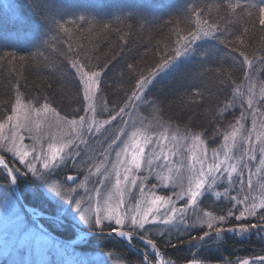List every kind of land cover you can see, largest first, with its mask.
<instances>
[{
  "label": "trees",
  "instance_id": "1",
  "mask_svg": "<svg viewBox=\"0 0 264 264\" xmlns=\"http://www.w3.org/2000/svg\"><path fill=\"white\" fill-rule=\"evenodd\" d=\"M11 1L16 13L13 16L0 2V122L16 99L47 104L64 116L79 114L83 106L80 76L72 66V61H78L86 66L85 71L100 72L98 95L107 107L130 102L137 83L150 76L142 97L148 107L142 114L213 140L232 124L228 104L250 70L264 82V31L259 24L264 0ZM231 4L238 7L233 10ZM197 32V38H202L191 42ZM185 40L188 49L193 44L190 57L161 70L158 66L169 61ZM58 172L56 178L62 179ZM9 184L0 167V185L8 188ZM17 185L27 204L55 214L38 181L18 178ZM224 210L219 209L218 214L225 216ZM260 216H264V209L242 221L249 226L263 223L255 228L259 234H229L224 228L235 223L233 217L208 230L199 228L180 235L139 234L176 264L190 260L228 264L236 258L264 254V221ZM53 220L39 219L57 235L55 238L72 240L73 229L56 220L60 228H55ZM216 228L224 230L217 242ZM87 240L64 242L70 260L69 252L58 260L51 251L46 254L52 260L42 262L34 258L32 248L28 252L21 248L0 253V264H90L80 259L89 252L106 256V264H145L114 236H91ZM131 240L143 247L136 238Z\"/></svg>",
  "mask_w": 264,
  "mask_h": 264
},
{
  "label": "rangeland",
  "instance_id": "2",
  "mask_svg": "<svg viewBox=\"0 0 264 264\" xmlns=\"http://www.w3.org/2000/svg\"><path fill=\"white\" fill-rule=\"evenodd\" d=\"M0 2L10 12V16L16 14L13 10L15 6L11 0H0ZM200 38L202 36L195 41ZM186 45V40L183 41V44L179 43L176 49H180L181 55L176 56L175 50L165 68L190 57L193 44L190 43L189 49L185 51ZM256 74L255 70L252 73L250 70V73L240 84L228 104V117H230L229 120L232 121V124L218 138L213 140H204L201 134L177 130L142 114V109L148 107L143 103L142 97L144 90L150 83V76L144 78L148 80V83L143 90L137 89L136 91L141 99H132L127 102L128 108L123 116H117V113L125 104L119 107H107L104 100L98 95V82L96 93L92 98L95 111H86L87 103L84 100V87L80 80L83 106L79 114L74 113L71 116H64L49 106L48 111H45V104L35 105L31 102L16 99L10 113L0 122V155L5 156L11 169L15 170L13 173L16 180L18 178H30L38 181L41 193L52 203L55 215L78 227L89 230L115 228L132 232L131 215H136L138 211L142 213L151 207L161 218L153 220V214L149 212V222L145 225V228L135 229L133 235L129 238H136L143 246L144 252L152 255L155 264H176L170 259H165L156 248L153 249L152 244L142 239L145 236L139 233L143 231L147 234L180 235L199 228L208 230L211 228H208L207 225H201L197 221L205 218V213L217 217L221 216L223 214H218V211L225 208L224 215L226 219L233 217L236 223L230 225V227L226 226L225 231L240 236H245L250 232L259 234L252 227L253 224L252 226L242 225L245 223L242 221L250 215L246 214L241 220H236V216L244 211L246 206L250 207L253 203L258 205L261 199H264V187H262L264 186V165L260 164V160H264V154L260 152V145L264 143V133L258 135V133L264 132V125L261 123V121H264V115H261L264 113V97L260 94L264 82L258 81ZM250 87L252 88L251 93L249 92ZM250 97L254 100L251 107L247 103ZM57 117L61 121L80 120L81 117H86L89 118L87 119L88 124L94 125L96 120L97 124L101 120H108L109 124L104 125L100 132H96L95 126L89 132L85 126L80 129L78 134L72 132L70 127L58 124ZM253 120L256 121L255 127ZM120 129H123V131H120ZM234 129L236 130V136L232 137L231 134ZM137 131L142 133L137 137L136 145L141 147V153H138L141 161L139 169H136L131 163L134 152H136L131 146V138L132 133ZM144 135L151 137L150 142L147 144L144 143ZM226 135L230 137L227 141L225 140ZM117 136L120 139L112 144V140ZM173 136L176 137L175 140L172 139ZM197 136L199 137L198 140L196 139ZM68 139L73 140V149L79 150L81 155L76 157L75 161L67 160L65 166L57 165L54 168L45 169L43 167L44 161L39 157L46 155L49 158H54L55 152L62 143H67ZM110 144L112 147L109 149ZM126 145L127 152L122 153L121 160L128 161V164L120 167L121 174L119 176L122 189L125 191L123 192V202L117 211L123 215H129V219L123 225H116L114 220H103L102 224L97 226L95 224L97 215L103 217L104 210L109 205L115 206V203L120 199L114 196L117 175L113 166L117 164L116 153L124 149ZM9 148H12L13 151H8ZM161 149H163L164 154H167V160L164 159L163 154L159 155V158L150 155L160 154ZM17 150L29 153L25 160L31 161L36 166V174L29 172L27 167L20 163L18 157L14 155ZM66 152L67 149H65ZM225 153L229 157L227 160H225ZM34 156L37 159H33ZM150 158L153 160L152 164L148 163ZM221 161L224 163L221 164ZM52 163L55 164L56 162L52 161ZM74 163L76 167L73 166ZM101 164L103 167H100L97 171V166ZM216 164H220L217 173L220 179L209 189L207 184L210 178L205 177L204 187L199 190V194L195 198H191L189 194V176L192 175V172L189 169H193L198 174L201 169L207 172L210 166ZM226 165L235 166L236 168L231 178L223 171ZM125 166L130 169L127 173L123 171ZM0 167L6 174L4 166L0 165ZM57 172L63 174L62 179L56 178L55 174ZM157 174L167 175L169 180L161 182L157 178ZM125 175L128 176L127 180L124 179ZM69 176H76V178L68 181ZM133 179H135V183H132ZM50 183L60 185L63 190L62 196L57 197L49 192L48 185ZM10 189V184L8 188L0 185V253L9 250L17 251L21 248L28 252L32 248L34 258L41 259L42 262L52 260L46 254L51 251L53 257L58 260L69 252L68 257L70 260L68 242L64 241L67 243L65 244L59 238H51L53 236L40 229L41 222L37 218L24 214ZM192 190H196L194 184ZM225 191H227V196L224 195ZM216 193H220V196H217ZM156 196H160L162 199L153 205L151 201ZM233 197H237L241 202L237 203V200L232 199ZM165 200L169 203H164ZM77 201L80 204L79 209L77 208ZM172 207L180 209L182 212L173 213ZM97 208L101 209L99 213L96 212ZM166 209L169 215L175 216L174 221L167 224L164 222L166 218L163 217ZM260 209L257 207L255 212L257 213ZM81 212L89 214L90 219L87 221L82 220L80 218ZM225 221H217L214 227L224 224ZM260 224L263 223H254V225ZM52 225L55 228H60V224L57 222L52 223ZM241 227L247 228V231H239ZM228 229H236L237 231H228ZM224 230L222 229L221 233ZM221 233L216 234V242L219 241ZM261 234L264 236V230ZM75 238H77L76 233L73 239ZM69 241V243H84L88 240L87 238H78ZM105 257L97 252H89L86 257L80 259L90 264H106L109 259L105 260ZM242 258L244 257L236 258L228 264H235Z\"/></svg>",
  "mask_w": 264,
  "mask_h": 264
},
{
  "label": "snow or ice",
  "instance_id": "3",
  "mask_svg": "<svg viewBox=\"0 0 264 264\" xmlns=\"http://www.w3.org/2000/svg\"><path fill=\"white\" fill-rule=\"evenodd\" d=\"M229 7L233 10H235L238 6L236 4H231L229 5ZM264 11V10H262ZM199 23V22H198ZM259 24L261 25V30L264 31V15H260L259 16ZM65 31H67V29H65ZM199 35V32L195 33L192 35L191 37V40L197 38V36ZM204 35H208V32H205ZM188 50V46L186 45L185 46V51ZM244 53L242 52V55ZM181 55V51L180 49H176V56H180ZM245 61L246 63H251L250 61L247 60V56H245ZM168 64V61L166 60L164 64H161L159 65L158 67L163 70ZM72 66L74 68H76V71L79 73V76H80V80H81V83L84 87V100L85 102L87 103V108H86V111H95V106L92 102V98L93 96L95 95L96 93V84L97 82L99 81V78H100V72L98 71H85L84 68L86 66L84 65H81L78 61H72ZM132 66L129 65V68H131ZM148 83V80L147 79H143L141 81H139L137 83V89L139 90H143L144 86ZM249 92L251 93L252 92V88L250 87L249 88ZM260 94L262 97H264V86L261 87V90H260ZM130 101L132 99H136V100H140L141 97L137 94V92H133L132 93V96L128 98ZM247 103L249 104V106H253L254 104V100L253 98H249ZM227 107V105L225 106ZM128 108V104H125L124 107L120 108L119 112L117 113V116H123L126 109ZM44 110L45 111H48V105L45 104L44 105ZM107 110V109H105ZM15 111V109H14ZM224 109H221V112H223ZM261 115H264V113H262ZM87 119L89 118H86V117H81L80 120H67V121H61L59 119V117H57V123L58 124H63L65 127H70L71 131L74 132V133H78L80 132V129L84 128L85 126L87 127L88 131H92L93 129V126H95V130L96 132H100L101 128L104 126V125H107L109 124V121L108 120H101L99 122V124H97V120L94 121V125L93 124H88L87 123ZM113 119H115V117H113ZM262 125H264V121H261ZM253 125L255 127L256 125V121L253 120ZM120 131H123V129H120ZM264 132H261V133H258L259 134H262ZM142 135V133H140L139 131L137 132H134L132 133V148L136 150V152H134V155L132 157V161L131 163L135 166L136 169H139L140 166H141V161L138 157V153H141L140 152V145L139 146H136L137 145V137ZM232 137H235L236 136V130L234 129L233 133L231 134ZM230 137L229 136H225V140L227 141ZM120 137L117 136L115 139L112 140V144H115L117 140H119ZM166 139V137H165ZM173 140L176 139L175 136L172 137ZM196 139L198 140L199 137L197 136ZM151 140V137L147 136V135H144V143H149ZM159 142V141H158ZM73 140L72 139H68L67 140V143H62L61 146L58 148V150L55 152V156L54 158H49L48 156L46 155H42L41 157H39L40 159H43L44 163H43V167L45 169H49V168H54L56 167L57 165L59 166H65L66 163H67V160H73L75 161V158L76 157H79L81 155L80 151L79 150H74L72 145H73ZM112 147V145L110 144L109 145V149ZM143 148V147H142ZM65 149H67V152L65 153ZM8 151H13L12 148H9ZM123 152H127V145L125 146L124 149H122L121 151L117 152L116 153V156H117V164L114 165V170H116V175H117V181H116V185L114 187V196L116 197H119V201H117L115 203V206H112V205H109L105 210H104V215L103 217L97 215V218L95 220V224L97 226H100L102 224V221L103 220H109V221H112L114 220L115 221V224L116 225H123L125 224V222L129 219V215H123L121 214L119 211H117V209H119L121 203L123 202V192L125 191L124 189H122V186H121V181L119 179V176H120V167L122 165H127L128 164V161H123L121 160V155ZM260 152L261 154H264V143H261L260 145ZM63 153V155H61ZM28 152L27 151H20V150H17L14 152V155L16 157H18L19 161L21 164H24L28 171L33 173V174H36V166L31 162V161H26L25 160V157L28 156ZM163 154L164 156V159L167 160V154H164L163 153V149H161V153L160 154H150V155H154L155 158H159V155ZM33 159H37V157H33ZM229 159V157L227 156V153H225V160ZM52 161H55L56 163L53 164ZM153 160L152 158H150L148 160V163L149 164H152ZM221 164H223L224 162L221 161L220 162ZM260 164L261 165H264V160H260ZM0 165H3L5 168L8 167L6 161L0 157ZM74 167H76V164L74 163L73 164ZM100 167H103V165H99L97 166V171H99V168ZM166 167V166H165ZM220 169V164H216V165H212L209 167V170L207 172L203 171V169H201V171L197 174L194 172L193 169H189L190 172H192V175L189 176V194H190V197L191 198H195L198 194H199V190L204 187L205 185V177H208L210 178V180L208 181V188L211 189L212 186L220 179V176L217 174L218 171ZM15 170H11V172H14ZM123 171L125 173L129 172L130 169L128 167H124L123 168ZM223 171L225 173H227L228 177L231 178L232 177V174L233 172L236 171V168L235 166H224L223 168ZM11 174V173H10ZM157 178L159 180H161V182H164V181H167L169 180V176L167 175H163V174H157ZM125 180L128 179V176L125 175L124 177ZM68 180H73V177L69 176L68 177ZM135 179L132 180V183H135ZM195 185V189L196 190H192V185ZM48 187L50 188V190L52 192H57L59 189L57 188L56 186V183H50L48 185ZM264 187V186H262ZM178 196L180 195L179 193L177 194ZM217 196H220V193H216ZM225 196H227V191H225L224 193ZM162 198L160 196H156L154 199H152L151 203L153 205L156 204L157 201H160ZM232 199L234 200H237V203H240L241 201L238 200L237 197H233ZM247 200V197L245 198V202ZM164 203H169V201L165 200ZM80 207V204H79V201H77V208L79 209ZM139 207V206H138ZM259 207L261 209H264V199H261L260 203L257 205L255 203H253L250 207L246 206L245 207V210L244 211H241L240 214L238 216H236V220H241L242 217H244L246 214L247 215H256V212H255V209ZM172 212L173 213H181L182 210L180 209H177L175 207H172ZM101 211L100 208H97L96 209V212L99 213ZM151 212L153 215H152V218L153 220H156V219H160L161 217L158 216L157 212L156 211H153V209L151 207L147 208L146 211H143L142 213L140 211L137 212L136 215H131L130 219H131V228L133 229L132 232H125V231H119L116 233V235H123V236H126V237H130L131 235H133L135 229L139 228V229H144L145 228V225L149 222L148 220V213ZM163 217L166 218L164 220V222L167 224V223H170L172 221H174L175 219V216L173 215H169L168 214V211L167 209L165 210L164 214H163ZM80 218L84 221H87L90 219V215L85 213V212H81L80 213ZM205 218H208V219H204V218H201L197 221V223L201 224V225H207L208 228H213L214 227V224L219 221V222H224L226 217L221 215V216H212L210 213H205ZM260 220L261 221H264V216H260ZM252 227L254 228H259L260 225H253ZM237 231L236 229H228V231ZM239 231H247V228L245 227H241L239 229ZM215 233L216 234H219L221 233V229L219 228H216L215 229ZM208 233H205V236H207ZM149 244H152V241L151 240H148L147 241ZM152 247L153 249H155V244H152ZM193 264H199V262L197 261H194ZM242 264H249V261L248 260H244L242 262ZM252 264H264V258H259V259H255L252 261Z\"/></svg>",
  "mask_w": 264,
  "mask_h": 264
},
{
  "label": "water",
  "instance_id": "4",
  "mask_svg": "<svg viewBox=\"0 0 264 264\" xmlns=\"http://www.w3.org/2000/svg\"><path fill=\"white\" fill-rule=\"evenodd\" d=\"M0 157H2L8 167L5 168L6 169V172H7V176H8V179H9V183H10V187H11V192L12 194L14 195L15 199L17 200L19 206L21 207L22 211L24 212V214L30 216V217H33V218H39V217H49V218H52V219H55V220H58L62 223H65V224H68L72 229L73 231L77 234V238L75 239H78V238H86V237H91V236H104V235H107V236H114L116 239H118L119 241L123 242L124 244H126L130 249H132L136 254H138L146 264H155L150 256L144 252V250L135 245L132 240L129 238V237H126V236H123V235H116L117 232L119 231H122L121 229H115V228H112V229H108V230H88V229H85V228H81V227H78L77 225L73 224V223H70V222H67L65 220H63L62 218L58 217L57 215L53 214V213H46L40 209H38L37 207L35 206H29L22 198V195L20 193V190L18 188V185H17V180L16 178L14 177V173L11 172V167L6 159L5 156L3 155H0ZM3 166V165H2ZM11 173V174H10ZM76 178V176H73V180ZM68 181H71V180H68ZM40 229H42L44 232L52 235V236H57L55 233H53L50 229L42 226V225H39ZM73 239V240H75ZM142 239L146 240L145 238L142 237ZM147 241V240H146ZM259 258H264V254L262 255H255V256H251V257H244L242 259H240L239 261H237L235 264H242V262L244 260H248L249 263L252 262L253 260L255 259H259ZM195 260H190V261H185V262H181V263H178V264H193ZM199 262V264H215L211 261H197Z\"/></svg>",
  "mask_w": 264,
  "mask_h": 264
},
{
  "label": "clouds",
  "instance_id": "5",
  "mask_svg": "<svg viewBox=\"0 0 264 264\" xmlns=\"http://www.w3.org/2000/svg\"><path fill=\"white\" fill-rule=\"evenodd\" d=\"M56 186H57V188L59 189L57 192H52V191L50 190L49 187H48V190H49V192H51L53 195H55V196H57V197H60V196H62V194H63V190H62V188L60 187V185L56 184ZM204 219H208V218H204Z\"/></svg>",
  "mask_w": 264,
  "mask_h": 264
},
{
  "label": "flooded vegetation",
  "instance_id": "6",
  "mask_svg": "<svg viewBox=\"0 0 264 264\" xmlns=\"http://www.w3.org/2000/svg\"><path fill=\"white\" fill-rule=\"evenodd\" d=\"M53 222H56L55 220H53Z\"/></svg>",
  "mask_w": 264,
  "mask_h": 264
}]
</instances>
